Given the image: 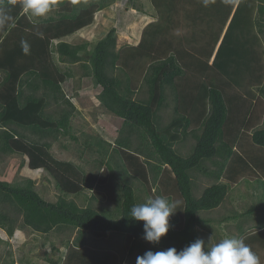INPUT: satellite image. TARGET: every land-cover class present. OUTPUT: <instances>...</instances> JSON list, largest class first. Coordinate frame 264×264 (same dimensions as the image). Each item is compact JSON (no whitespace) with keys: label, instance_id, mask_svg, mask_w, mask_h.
<instances>
[{"label":"trees","instance_id":"trees-1","mask_svg":"<svg viewBox=\"0 0 264 264\" xmlns=\"http://www.w3.org/2000/svg\"><path fill=\"white\" fill-rule=\"evenodd\" d=\"M118 1L56 0L45 17H32L22 0H0L13 16L0 27V162L23 157L30 170L48 172L59 193L49 202L33 179H0V229L10 239L19 228L42 235L59 254L55 264H104L93 241L105 238L121 239L131 256L180 251L202 239L201 228L215 223L202 215L230 194L264 197V0H145L155 21L127 54L117 49L115 28L95 42L65 41ZM126 5L147 12L141 0ZM76 64L100 88L105 113L122 121L114 142L87 135L80 144L73 135L80 110L64 84L75 78L69 66ZM65 136L87 162L54 157L53 145ZM90 160L99 177L85 170ZM96 180L99 187L115 182V216L92 207L108 200L93 188ZM83 194L85 205L73 200ZM157 196L176 207L168 233L149 250L143 222L130 211ZM245 228L237 238L264 264V221ZM56 233L65 235L64 252L51 240Z\"/></svg>","mask_w":264,"mask_h":264},{"label":"rangeland","instance_id":"rangeland-1","mask_svg":"<svg viewBox=\"0 0 264 264\" xmlns=\"http://www.w3.org/2000/svg\"><path fill=\"white\" fill-rule=\"evenodd\" d=\"M145 4L146 13L127 9V0H120L109 9L101 11L96 14L95 22L92 26L83 29L75 35L65 39L66 42L71 44L83 43L84 41L95 42L105 34L111 28H115L117 31V49L122 54H127L131 50L130 47L139 45L144 28L155 19L151 18L149 14L153 13L150 9L151 6L145 0H141ZM69 68L75 72V78L68 80L64 84V88L67 96L76 95L72 101L75 106L80 110L77 115L72 119L73 121V135L81 142L85 136H100L103 139L114 142L117 137L118 130L121 129L122 121L113 116L105 113L101 108L97 96L100 92V88L93 85L91 78H84L82 75L85 71L80 64L69 66ZM139 79V78H138ZM141 81V79H139ZM84 149L77 147V144L69 136H65L60 139L59 142L53 145L51 153L54 157L60 161L74 162L76 164H82L80 162V154ZM24 158L21 156H9L0 162V179L6 180L12 184L21 183L24 179H33L36 182V190L39 194L49 202H56L58 198V191L55 187L53 178H51L45 170L32 171L28 168V165H23ZM84 168L89 176L99 177L101 171L94 167L92 160L89 163H84ZM114 181L108 182L105 186L99 187L98 182H94L93 188L96 190H102L108 195V200L104 205L94 202L93 208L98 212H104L106 217L112 212V216L116 215V198ZM119 183V180L118 182ZM135 187V186H134ZM246 191V190H244ZM89 191L87 190V194ZM86 193V192H85ZM235 196V194H233ZM82 196V195H81ZM73 197V200L78 203H84L85 194L82 196ZM251 196V195H250ZM232 194L227 197L223 207L211 211V213L202 215L203 219H214L215 223H212L211 228H201L202 239L206 242L210 248L212 245L219 243L222 239L228 237L237 238L240 235L238 228H247L258 223L260 220L264 221V197L258 202L255 198H244L238 196L237 199L231 200ZM236 197V196H235ZM115 202V203H114ZM257 208L254 212L251 211L253 207ZM106 208V209H105ZM249 212V214H248ZM233 217L227 223L219 224L223 218ZM240 225V227H238ZM250 225V226H249ZM65 238L63 234H52L51 240L55 242V247L61 249L64 252L65 247L61 240ZM0 264H9L11 260L14 264H55L59 260V254L52 252V246L49 242H46L44 237L40 234L33 233L31 230L19 228L16 231L13 238H9L4 231L0 229ZM8 240L7 245L5 241ZM148 242V241H146ZM110 243V241H109ZM115 247H104L102 241H98V245L102 246L96 248L99 253H114L117 263L120 262L124 256L128 260L133 259L136 254L126 255L124 248L120 242H115ZM147 248L151 250L153 244L148 242ZM114 250V252H113ZM116 250V251H115ZM12 252V254H10ZM140 254L141 251L138 250ZM122 254V255H121ZM11 255V256H10ZM125 257V258H126ZM51 260V262L49 261Z\"/></svg>","mask_w":264,"mask_h":264},{"label":"clouds","instance_id":"clouds-1","mask_svg":"<svg viewBox=\"0 0 264 264\" xmlns=\"http://www.w3.org/2000/svg\"><path fill=\"white\" fill-rule=\"evenodd\" d=\"M55 3L56 0H22L21 7L32 17H45ZM12 20L8 4L0 3V27ZM21 46L27 53V42L21 41ZM175 207V202L157 196L133 205L130 216L137 222H143L146 241L159 243L169 231V218L175 213ZM136 264H260V258L242 238L228 237L210 248L203 239H197L180 251L174 247L165 251H147L136 258Z\"/></svg>","mask_w":264,"mask_h":264},{"label":"crops","instance_id":"crops-1","mask_svg":"<svg viewBox=\"0 0 264 264\" xmlns=\"http://www.w3.org/2000/svg\"><path fill=\"white\" fill-rule=\"evenodd\" d=\"M98 241H102V244H103L102 246H104V247H108V246L115 247V244H113V243H115V242H120L121 243V239H119L117 237L114 238V239L105 238V239L94 240L93 243L94 244H98ZM109 241H110V243H109ZM122 244H123V248H124V253H126V255H131V254L128 253V251L124 247V243L123 242H122ZM98 246H100V245H98ZM102 246H100V247H102ZM89 248H93V246L90 245ZM113 252H114V250H113ZM137 253L138 252H135L136 255H137ZM114 255H115L114 253H106V254H103V256L101 258H105L106 257V259L104 260V262H105L104 264H115V263H117L118 257L116 259ZM125 257L126 256H124V258L120 262H118V263L119 264H125V263H127L129 260L127 259V257L126 258Z\"/></svg>","mask_w":264,"mask_h":264}]
</instances>
